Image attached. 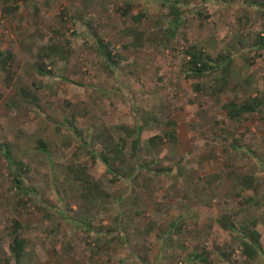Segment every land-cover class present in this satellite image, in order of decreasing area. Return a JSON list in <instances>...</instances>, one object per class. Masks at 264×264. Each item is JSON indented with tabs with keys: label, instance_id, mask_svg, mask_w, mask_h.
Instances as JSON below:
<instances>
[{
	"label": "rangeland",
	"instance_id": "obj_1",
	"mask_svg": "<svg viewBox=\"0 0 264 264\" xmlns=\"http://www.w3.org/2000/svg\"><path fill=\"white\" fill-rule=\"evenodd\" d=\"M181 1L168 39L161 0H0V50L13 55L0 62V145L12 158L0 150V264H16L14 222L21 264H264V106L227 114L230 102L264 101V0ZM191 46L232 64L187 77ZM105 141L122 148L124 176L101 162ZM16 168L35 194L14 185ZM252 224L255 260L239 231Z\"/></svg>",
	"mask_w": 264,
	"mask_h": 264
},
{
	"label": "trees",
	"instance_id": "obj_2",
	"mask_svg": "<svg viewBox=\"0 0 264 264\" xmlns=\"http://www.w3.org/2000/svg\"><path fill=\"white\" fill-rule=\"evenodd\" d=\"M201 1V3L206 4L211 2L212 0H198ZM17 1H15L16 3ZM162 6L169 9L170 17L171 19L168 22V28L166 32V36L168 39H173L176 36V33L179 31V29L182 26V6L183 2L181 0H161ZM7 11V10H6ZM120 12L122 15L127 16L129 15L128 9H121ZM135 22H141L143 19V16L141 14L133 17ZM98 43V49L103 57H105L108 64L113 65L116 64V61L114 59V56L109 49H105L103 42L100 38L97 40ZM258 48L264 49V40L262 38L258 41ZM186 56L188 58V73L187 77H194V78H208L214 75L215 73L226 70L230 68L232 64V58L230 55H218L217 57H213L211 54L205 52L204 50L191 46L186 51ZM13 58V55L11 53H4L0 50V62L2 66L5 67V64L7 61L11 60ZM227 66V67H224ZM262 106H264V101H258L255 100L251 103H243V104H237L235 102H230L227 106V114L230 117V119H237L245 114H252L257 112ZM143 128L141 126H138L136 128V137L133 140L132 143V160L133 162L139 167V149L141 145V132ZM38 149L46 153L47 148L45 144L42 141L37 142ZM0 150H3L5 153V156L7 157V160L12 164V158L10 156L9 150L6 146L0 145ZM93 157H97L95 151L91 150ZM99 158L101 162L106 167L108 173H110L112 176L121 177L124 176L121 172V165H124V156L122 148L119 144H114L109 141H105V152L100 153ZM21 166V165H20ZM22 167V166H21ZM19 168H16L12 173L13 175V182L14 185L17 187V189L22 193H32L35 194V190L32 188H23L22 180H21V174L18 171ZM169 172L166 169L157 170V174H163ZM84 226L86 224L80 223L78 226ZM227 229L231 230V232L236 231V226L229 221H226V223L223 224ZM13 231H12V243L10 245V251L13 257L16 260V264H21L22 259L24 258L25 254V240L21 238L20 234H18V230L21 228V225L19 222H14L13 224ZM87 231H89V227H87ZM239 231L243 234V240H242V254L248 258L249 260H255L261 251V234L256 229L255 224H252L251 226H245ZM194 259H200L204 260V257L202 255H194L191 260Z\"/></svg>",
	"mask_w": 264,
	"mask_h": 264
}]
</instances>
